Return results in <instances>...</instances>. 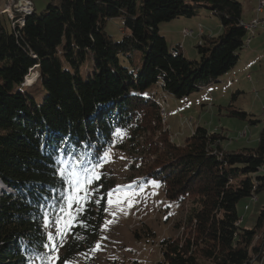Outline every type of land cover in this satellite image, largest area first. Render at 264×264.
Instances as JSON below:
<instances>
[{
	"label": "trees",
	"instance_id": "trees-1",
	"mask_svg": "<svg viewBox=\"0 0 264 264\" xmlns=\"http://www.w3.org/2000/svg\"><path fill=\"white\" fill-rule=\"evenodd\" d=\"M202 10L216 15L223 31L203 34L199 58L191 60L179 46L169 47L160 24ZM242 14L238 0H49L22 27L10 30L0 22V264H45L41 240L55 234L59 205L70 190L58 170L75 167L83 174L102 166L109 147L140 160L145 178L161 180L168 199L190 204L178 223L183 233L163 243L161 264L263 258L264 205L246 228L237 204L264 190V127L253 147L228 148L224 130L201 125L177 143L162 124L163 100L148 91L161 82L163 93L183 98L219 81L245 46ZM115 17L123 19L119 41L105 29ZM131 46L143 51L136 73L120 61ZM90 52L94 70L84 78L80 69ZM32 70L39 76L25 84ZM229 114L248 116L239 109ZM99 167L89 202L79 210L73 204L74 222L55 264L82 255L91 262L115 182Z\"/></svg>",
	"mask_w": 264,
	"mask_h": 264
},
{
	"label": "rangeland",
	"instance_id": "rangeland-1",
	"mask_svg": "<svg viewBox=\"0 0 264 264\" xmlns=\"http://www.w3.org/2000/svg\"><path fill=\"white\" fill-rule=\"evenodd\" d=\"M238 1L244 6L251 3V0ZM36 13H40L39 10ZM195 18H202L207 30H215L216 35L222 31L219 18L208 10H202L196 17L183 19ZM245 18L247 19L246 16ZM0 20L4 26L12 29L11 21L6 14L0 15ZM169 27L165 26L164 29L167 31ZM122 28L123 19L115 17L107 21L105 29L114 40L119 41L124 35ZM181 33L182 30L177 29L176 33H168L167 38L170 43L185 44L187 58L191 60L199 58L195 57L197 52L195 47L198 42L196 36L185 38ZM248 47L245 44L237 65L220 76L219 81L183 98L174 97L169 92H159L158 96L163 100L165 113L162 124L169 129L170 136L175 142L182 143L183 138L191 133V126L196 128L201 125L214 131L224 130L228 136L225 145L229 148L257 145L259 133L264 127V59L259 63L257 56V60L253 61L252 56L246 54ZM120 61L121 65L136 73L143 63V51L131 46L125 54L120 55ZM93 70L94 59L90 52L80 72L84 78H87ZM33 72L35 75L37 71L30 72V75ZM249 74L251 78H248ZM32 77L27 80L28 84L30 80L35 81ZM152 85L148 89L150 92L157 87V84ZM29 88L30 86H23L22 89ZM230 109L245 111L248 116L247 118L231 116ZM250 119L260 121L251 124ZM245 130L248 132L247 136H241V132ZM109 148H111V160L102 164L99 171L113 175L114 186L108 190V193L119 188L120 191L112 198L121 202L112 205L105 203L106 211L100 234L92 247L95 249L96 244L100 243L101 250L90 251L88 256L91 262L86 261L85 255L71 261H75L76 264H161L164 260L163 243L166 239L175 238L183 233L178 223L184 222L190 204L186 200L168 199L165 185L161 180L151 176L145 178L140 160L125 151ZM260 172L264 174L263 170ZM258 196L260 200L257 204H253L255 202L250 204L251 210H247V204L253 201L252 198H242L237 204L239 215L245 216L242 226L246 228L254 226L252 223L256 220L254 215L257 213L258 216L260 208L264 205V190ZM106 221L110 222L107 230L104 228ZM103 237L107 239H102ZM254 264L261 263L256 261Z\"/></svg>",
	"mask_w": 264,
	"mask_h": 264
},
{
	"label": "snow or ice",
	"instance_id": "snow-or-ice-1",
	"mask_svg": "<svg viewBox=\"0 0 264 264\" xmlns=\"http://www.w3.org/2000/svg\"><path fill=\"white\" fill-rule=\"evenodd\" d=\"M122 133H117V136H121ZM110 151L111 148L105 150L104 154L100 156L101 164L104 162H110ZM99 155V153H98ZM80 163V162H78ZM100 165L94 166L92 169H87L83 174L78 173L73 167L71 170L67 168L59 169V174L62 179H65V183L70 185V190L66 194L63 203L59 205V212L63 215L57 216L55 221V234L51 231L46 232L45 236L41 240V248L46 249L47 251L42 253L40 259L45 262V264H55V261L59 259L58 253L59 248L63 246V242L66 239L67 233L70 231L71 224L74 222V214H73V204L78 206H82L89 202L91 196L93 195V191L90 190L89 186L94 183L95 180L99 179L100 173L96 171ZM158 186V185H157ZM120 189H115L109 192L107 203L112 205L114 203L119 204L121 201L119 199L113 200V195L119 192ZM126 195V194H125ZM99 202V201H96ZM115 215V213H113ZM50 214L46 213V223L45 227H51L52 225L48 222V217ZM109 221H106L104 224L105 230H107V226ZM102 239H107V237H103ZM101 250V244L97 243L95 249L92 251ZM64 264H76L75 261H70L65 258Z\"/></svg>",
	"mask_w": 264,
	"mask_h": 264
},
{
	"label": "crops",
	"instance_id": "crops-1",
	"mask_svg": "<svg viewBox=\"0 0 264 264\" xmlns=\"http://www.w3.org/2000/svg\"><path fill=\"white\" fill-rule=\"evenodd\" d=\"M32 1H33V4H34L35 11L39 10V12H40V10L43 11L45 9V6L49 2V0H32ZM3 3L4 2L2 0H0V7L2 6ZM256 6H257V0H251V3L248 6H244L243 3H242V8H243L242 17H243V21H246V22L251 21L254 17L257 16ZM0 15H2L1 12H0ZM260 15H264V12L261 13ZM244 16H246L247 19L246 18L244 19ZM0 22H1V20H0ZM165 26H170L167 31L164 29ZM185 28H189V29H192L194 31L193 37L196 36V39L198 40V42L201 40V37H202L203 34L216 35L215 32H214L215 30H207L206 24H205V22L203 21L202 18H198V19L195 18V19H191V20L177 18V20L173 19V20H171L169 22H165V23L160 24V33H162L166 37V40L168 42L169 47L179 46L182 49L183 53L185 55H187V56H188V52H187V48H186L185 44L184 45H182V44L179 45L178 42H171L170 43V41L167 38V34L168 33H170V32H175L176 33L177 29L178 30H182V33H181L182 37L188 38V36H184V34H183V30ZM220 28L223 29L222 25L220 26ZM222 31L220 33H222ZM247 38H250V41H249V44H248L249 47H248V49L246 51V54H249L250 56H252L253 61L257 60V56H258L259 57V63H261V60L263 61V59H264V30L262 29V27H258L256 30L248 31L247 32ZM197 56H198V51L196 52L195 57L197 58ZM233 75H234V72L232 73V76ZM27 78L29 79V77H27ZM160 84H161V82L157 83V87L153 90V93L155 91V93L159 94L160 91H163L162 90L163 88L161 87ZM194 129H195V127L191 126V133L188 134L187 136H185V138L190 136L192 134V132L194 131ZM211 130H212V128H211ZM243 132H246V134L244 136H247V134H248L247 130H245ZM243 132H241V133H243ZM185 138H183V140ZM245 146H247V145H245ZM252 200L253 201H249V203L247 204V206H248L247 210H251V206L252 205H250V204H252L253 202H255L253 204H257L260 199H259V196L257 195V199H255V200L252 199ZM254 217L257 219V213L254 215ZM242 218H243V222H244L245 216H243ZM255 222H256V220L252 221V223L256 224ZM248 228H251V227H248ZM256 261L257 260H254L251 263L254 264ZM257 262H260L261 264H264V256H263L262 259L258 260Z\"/></svg>",
	"mask_w": 264,
	"mask_h": 264
},
{
	"label": "built area",
	"instance_id": "built-area-1",
	"mask_svg": "<svg viewBox=\"0 0 264 264\" xmlns=\"http://www.w3.org/2000/svg\"><path fill=\"white\" fill-rule=\"evenodd\" d=\"M4 3L0 7V12L6 14L11 21L12 29H17L25 25L26 18L32 15L35 11L34 4L32 0H2ZM257 17H254L251 21H242V24L247 28L248 31L256 30L258 27H262L264 30V15H260L264 12V0H257ZM194 31L189 28L183 30L184 36H192ZM250 38H247L245 44L248 46ZM248 78H251L248 75ZM26 84V83H25ZM162 114L165 116L164 110L162 109ZM264 124V119H263ZM246 132L241 133L244 136ZM261 170L264 171V163L261 166ZM252 199H257L253 197Z\"/></svg>",
	"mask_w": 264,
	"mask_h": 264
},
{
	"label": "bare ground",
	"instance_id": "bare-ground-1",
	"mask_svg": "<svg viewBox=\"0 0 264 264\" xmlns=\"http://www.w3.org/2000/svg\"><path fill=\"white\" fill-rule=\"evenodd\" d=\"M32 71H34V70H32ZM32 71H31V72H32ZM33 73H34V72H33ZM36 73H37V75H30V73H29V75H28L27 77H32V76H33L32 78L36 80V79H37V76H39V75H38V72H36ZM27 80H28V78L26 79V84H28V83H27ZM30 83H33V81L30 80L29 84H30Z\"/></svg>",
	"mask_w": 264,
	"mask_h": 264
},
{
	"label": "water",
	"instance_id": "water-1",
	"mask_svg": "<svg viewBox=\"0 0 264 264\" xmlns=\"http://www.w3.org/2000/svg\"><path fill=\"white\" fill-rule=\"evenodd\" d=\"M38 75H39V73H38ZM26 79H27V77L25 78V83H26Z\"/></svg>",
	"mask_w": 264,
	"mask_h": 264
}]
</instances>
